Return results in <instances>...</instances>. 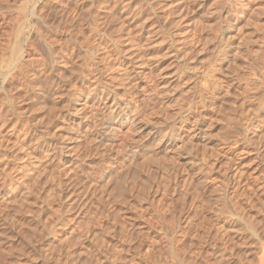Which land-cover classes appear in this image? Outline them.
Wrapping results in <instances>:
<instances>
[{
	"label": "rangeland",
	"instance_id": "obj_1",
	"mask_svg": "<svg viewBox=\"0 0 264 264\" xmlns=\"http://www.w3.org/2000/svg\"><path fill=\"white\" fill-rule=\"evenodd\" d=\"M263 258L264 0H0V264Z\"/></svg>",
	"mask_w": 264,
	"mask_h": 264
},
{
	"label": "bare ground",
	"instance_id": "obj_2",
	"mask_svg": "<svg viewBox=\"0 0 264 264\" xmlns=\"http://www.w3.org/2000/svg\"><path fill=\"white\" fill-rule=\"evenodd\" d=\"M133 54H134V56H135V53H133ZM131 55H132V54H131ZM131 57H132V56H131ZM132 58H133V57H132ZM134 58H135V57H134ZM134 58H133V59H134ZM195 119H196V118H195ZM116 121H117V120H115V121L113 122V124H114V123H117ZM195 121H196V120H195ZM197 128H198V127H197ZM107 129H108V130H112V132H113V131H116V130H120V127H118V125H115V124L112 125V124H111V125L108 126ZM135 130H136V129H135ZM27 131H28V130H27ZM26 135H27V134H26ZM33 139H34V138H33ZM33 142H34V141H33ZM37 142H38V141H37ZM28 143H29V142H28ZM28 143H27V144H28ZM109 143L111 144L112 142H109ZM29 144H30V143H29ZM36 144H37V143H36ZM24 145H25V144H24ZM29 146H30V145H29ZM33 146H34V145H33ZM110 146H111V145H110ZM24 147H25V146H24ZM69 147H70V146H69ZM22 148H23V147H22ZM29 148H30V147H29ZM63 148H64V147H63ZM24 149H25V148H24ZM132 149H133V148H132ZM31 150H32V149H31ZM31 150H30V152H31ZM134 150H135V148H134ZM28 151H29V149H28ZM54 151H55V150H54ZM22 152H23V151H22ZM48 152H49V151H48ZM55 152H56V151H55ZM36 153H37V152H36ZM67 153H68V152H67ZM130 153H131V152H130ZM132 153H133V152H132ZM27 154H28V153H27ZM32 154H33V153H32ZM29 155H31V154H29ZM26 156H27V155H26ZM56 156H57V155H56ZM15 157H16V156H15ZM23 157H24V156H23ZM72 157H73V156H72ZM17 158H18V157H17ZM15 159H16V158H15ZM15 159H14V160H15ZM8 174H9V173H8ZM142 237H144V236H142ZM139 238L141 239V237H139ZM144 239H145V238H144ZM136 241H137V240H136ZM138 242H139V240H138ZM145 242H146V241H145ZM140 243H141V242H140ZM143 243H144V242H143ZM127 246H128V245H127ZM139 246H140V245H139ZM139 246H138V247H139ZM140 247H141V246H140ZM140 247H139V248H140ZM125 248H126V247H125ZM139 248H138V249H139ZM132 249H134V248H132V247H128V248H127L128 251H129V250L132 251V252H129L130 254H129L128 257H130V256H132V257L135 256V255H133V252H134V251H133ZM138 249H137V250H138ZM124 250H125V249H124ZM134 250H135V249H134ZM138 251H139V250H138ZM138 254H139V253H138ZM147 254H148V253H147ZM149 254H150V253H149ZM137 256H138V255H137ZM123 257H124V256H123ZM132 257H131V258H132ZM124 259H125V258H124ZM126 259H127V258H126ZM126 259H125V260H126ZM125 260H124V261H125ZM128 260H130V259L128 258ZM261 260L264 261V258L261 259ZM122 261H123V260H122ZM248 261H249V260H248ZM263 261H262V262H263ZM221 262H222V261H221ZM138 263H139V262H138ZM138 263H137V264H138ZM222 264H223V263H222ZM247 264H255V263H254L253 261H249V262H247ZM258 264H259V263H258Z\"/></svg>",
	"mask_w": 264,
	"mask_h": 264
}]
</instances>
